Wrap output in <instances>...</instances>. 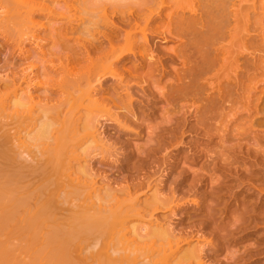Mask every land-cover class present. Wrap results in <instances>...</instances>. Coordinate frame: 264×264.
<instances>
[{"label": "bare ground", "instance_id": "obj_1", "mask_svg": "<svg viewBox=\"0 0 264 264\" xmlns=\"http://www.w3.org/2000/svg\"><path fill=\"white\" fill-rule=\"evenodd\" d=\"M33 1L0 0V21L18 33L13 43L21 60L35 62L0 77V233L10 224L27 231L31 264H203L195 226L177 233L157 215H176L173 193L164 196L147 174L132 181L125 175L120 183L116 178L115 187L99 185L91 165L116 156L114 144L123 146V135L145 134L146 144L158 145L166 126L167 134L177 136L178 122L187 115L198 120L195 132L218 138L219 147L208 155L216 170L229 169L228 153L264 138L257 122L264 116V79H258L264 78V34L259 39L255 2L243 7L241 0ZM79 12L86 17L75 25ZM41 13L57 21H36ZM79 34L91 39L79 45ZM46 36L57 47L53 51L40 44ZM56 60L59 67H83L79 75L61 78L58 101L33 89L57 73ZM158 102L168 112L153 127L149 120ZM37 109L41 114L32 120ZM197 171L181 174L204 182ZM33 175L45 181L41 177L28 188L22 180Z\"/></svg>", "mask_w": 264, "mask_h": 264}, {"label": "rangeland", "instance_id": "obj_2", "mask_svg": "<svg viewBox=\"0 0 264 264\" xmlns=\"http://www.w3.org/2000/svg\"><path fill=\"white\" fill-rule=\"evenodd\" d=\"M74 1L79 2L80 0H74ZM33 2L36 3L37 0L36 1L34 0ZM254 2L257 12L256 14L257 23H258L257 28H258V32L260 33L259 39H262L261 34L262 35L264 34V0H241V3L239 4L243 7H246ZM2 13H4V11L2 8H0V14ZM42 14L44 13H41L40 15L35 17L36 21L38 20V22L45 23L46 26H49V24L52 21H54L53 23L57 21V19L55 18L54 19L50 18V20H47L46 18L44 19L45 15ZM84 17L86 16H84L81 12H79L76 16H74V19L78 20V21L74 20V23L75 22L77 24L83 23L82 19H85ZM59 21L63 22L67 20H59ZM46 22H48L49 24L47 25ZM76 23L75 25H77ZM26 32H28V30H26ZM48 33L49 32L47 30H42L43 35H47ZM242 33H245V28H243ZM17 36L18 33L13 28L7 27L3 22L0 21V77H5V75L6 76L12 75L14 72L21 71V69H23L22 67L25 68L29 64H31V66L35 64V62H29L28 64V62L21 60L19 52L18 50H16L15 48L16 46H14L13 43L14 39ZM84 36L85 35L83 34H79V38H77L79 45L82 44V42L84 41L87 42V40L89 41L91 39V37H87V36H85L86 38L85 39ZM50 39L51 38H47L46 36L44 37L45 42L43 41H41L42 43L40 42V44L43 45V47L47 51L54 50L53 49L55 46L54 42L52 39L51 40ZM261 41L262 40H260L259 43L260 46L263 44L261 43ZM63 59L65 61L66 57L63 56ZM55 64L57 66L55 68V71H57V73L48 81L42 80L43 81V85H41L42 87L39 85V89H38V86H33V89L36 95L42 96L41 98L44 97L46 99H52L54 101H58L63 97L61 93L63 90V86H61L62 88L59 87V82L61 81V78L64 77L63 79H65L66 77L67 79L66 75H68L69 77L72 74V72L73 74L76 73V75H79V72L81 73V68L83 67L73 66L70 64L68 65L67 68V65L64 64L66 68L61 66L60 68L59 67L60 63L58 60H56ZM60 74H63L64 76ZM258 79L263 80L264 78L261 79L258 78ZM49 88H53L52 94H50L47 91V89ZM162 104L164 107L165 106L164 102H158L157 104H155L156 113L151 118V120H149V122L150 121L153 122V124H151L153 125V127H155L156 126L155 124L161 121V119H162L161 122H163V119L166 118L167 116V113L165 114L166 116L164 115L165 113L164 110L167 107L165 106L166 108L162 110L161 107ZM189 107H191V105H189L188 108ZM35 113L33 115L34 117L33 116L31 117L32 120L34 118H37V115L41 114L39 111ZM194 117L195 116L187 115L185 117L187 122L185 120L179 121L176 117L175 122L177 124V122L179 121L178 127L179 126L180 127L178 130L180 132L178 131V135L177 136L175 135V137L173 134H167L166 131L167 127L164 126L165 125L164 122L162 125L166 130H164V128L161 127L160 130L162 131H160L161 132L160 134L161 135L165 134V135L162 136L163 138L161 137L162 139H160L161 141H159L160 142L159 144L157 143L158 145H153V144L149 145L150 143L146 144L145 139H147V137L145 134L142 137H134V136H130L132 135L130 134L129 135L130 138L123 135L125 144L123 146L114 144L115 148L117 149V150L115 149L116 151L115 154L117 155L116 156L114 155V157L116 158L113 157L114 159L111 158L110 160L109 159H105L102 161L100 160L101 162L96 161L91 165L92 167L91 170L93 169L92 173L94 172L93 176L95 175L94 179L95 181L98 182L99 185L110 182L115 187L118 186L116 182L119 179L121 180V182H123L124 179L126 178L132 181L131 180L132 176L135 177L136 175L141 176L143 174H147L148 175V176L146 175L147 177L151 176L154 181L158 182V184L160 183L159 188L160 190L162 189L161 192L164 196L167 197L170 196L172 193L175 194V195L172 194L173 197L172 198L170 197V199L173 198L176 199V200L173 199V201L175 200L176 202V204L175 203L174 204L177 208L176 207L175 208L176 210H178L176 215H172L171 211H165V213L162 212L157 215L159 217H166L165 221L169 223L171 226H173L175 232L177 231V233H179L182 230L186 231V229L187 230L190 229L189 227H191L192 229L194 226H195L194 229L196 228V230H199L200 232L199 234L195 232L196 230L193 233H196V235L194 234L195 237L197 235H198L197 237L199 236L200 238L202 237L200 242L202 243L201 245L203 247V253H202L203 264H264V138L262 137L261 139L260 137L261 140L260 139L257 140L258 144L253 143L251 145L253 147H251L250 145H248V147L245 146L243 148V151L240 152L241 154L238 152L228 153L230 156L229 157L230 163H228L229 161L227 162L228 163L227 167H229L231 164L229 169L226 167L225 169L221 166L223 170L221 169V167L219 168L216 167L218 169L216 170L214 168L215 166H213V163L212 165L209 164L211 162H208L209 159L208 155H210L209 152L212 153L213 150H216L219 147L217 142L218 138L215 136L209 138L207 136H204L203 134L195 132L194 130L196 129V126L194 125L198 124V120L196 119L194 120ZM103 119H102L103 122L107 124L109 120H107L106 117H103ZM257 122L264 126V116L262 117L259 116ZM171 142H174L177 145L173 147L174 143ZM178 143L180 145H178ZM152 146L154 149L152 148ZM158 146L161 149L163 148L162 151H160V149L156 150ZM163 146L166 148H164ZM177 146L178 148H175ZM246 148H248L249 150L248 149L246 150ZM251 148H255L254 149L255 151ZM154 150L156 153L153 152ZM248 151L250 152L252 151V153L254 152V154L251 155V153H248ZM33 155H35V153H33ZM145 155H147V157ZM247 155H249V157ZM143 156L145 157V160H147L146 163H150L149 165L146 163H142V160H144ZM99 159L100 158L96 160ZM145 160L143 162H145ZM194 160L196 161L193 162ZM184 161H186L185 166L187 169L183 168ZM171 165L174 166L173 172H170L169 166ZM141 166L146 171H141L142 170ZM188 168H190L193 171L198 170L197 172H200V170H202L203 174L201 172L199 174L205 176L206 178L205 177L204 178L206 180L203 179L204 182L193 181L194 182L193 183L192 180L194 176L192 174L188 173L189 174L188 175L187 172L184 175L181 174L182 171L188 170ZM145 172H149L150 175ZM168 173H170L171 175L169 174L170 177L167 178L165 176L168 175ZM41 177L42 176L40 175L38 176L33 175L32 176L33 179H32L30 176H27L26 179L22 181L25 183L24 185H26L28 188H31V184L34 185V183H36L38 185L39 180L41 181L42 178H43L42 180L45 181V177L44 176L42 178ZM176 177L179 180H176ZM30 178L32 179V181L35 182H32ZM116 178L118 180H116ZM200 178L202 179L203 177ZM160 180H163V182H161ZM212 181H214L213 184ZM215 181H217L218 184L215 183ZM177 183H180L179 184L180 186L179 185L177 186L176 185ZM198 183L201 184L197 185ZM190 184L191 185L194 184L195 187L191 186ZM171 187L177 188L176 192L174 191L170 193L169 188ZM118 197L119 199L127 198L126 194H119ZM209 210L211 211L209 212ZM26 233L27 231L25 232L24 230L17 229V227H15V225L13 224H10L5 227V229L0 233V258H2V260L0 259V264H18V263L31 264V257H32L31 245H29L28 243L30 239ZM197 247L200 249L199 246Z\"/></svg>", "mask_w": 264, "mask_h": 264}]
</instances>
